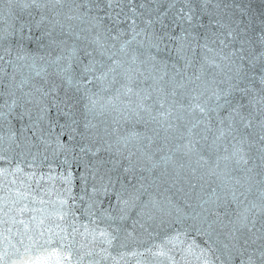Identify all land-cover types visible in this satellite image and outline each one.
I'll use <instances>...</instances> for the list:
<instances>
[{"label":"snow or ice","instance_id":"1","mask_svg":"<svg viewBox=\"0 0 264 264\" xmlns=\"http://www.w3.org/2000/svg\"><path fill=\"white\" fill-rule=\"evenodd\" d=\"M0 264H264V0H0Z\"/></svg>","mask_w":264,"mask_h":264},{"label":"water","instance_id":"2","mask_svg":"<svg viewBox=\"0 0 264 264\" xmlns=\"http://www.w3.org/2000/svg\"><path fill=\"white\" fill-rule=\"evenodd\" d=\"M255 3L259 4L261 0H254Z\"/></svg>","mask_w":264,"mask_h":264}]
</instances>
